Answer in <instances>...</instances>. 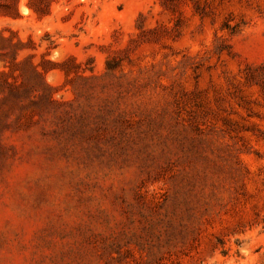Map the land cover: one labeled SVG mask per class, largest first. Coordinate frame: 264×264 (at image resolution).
<instances>
[{"label": "rangeland", "instance_id": "1", "mask_svg": "<svg viewBox=\"0 0 264 264\" xmlns=\"http://www.w3.org/2000/svg\"><path fill=\"white\" fill-rule=\"evenodd\" d=\"M30 64L0 264H264V0H0V73Z\"/></svg>", "mask_w": 264, "mask_h": 264}, {"label": "trees", "instance_id": "2", "mask_svg": "<svg viewBox=\"0 0 264 264\" xmlns=\"http://www.w3.org/2000/svg\"><path fill=\"white\" fill-rule=\"evenodd\" d=\"M44 1V0H43ZM32 7V6H30ZM37 11V10H36ZM1 15L9 16L8 13H3ZM3 42H8L7 39L3 38L1 39ZM21 44V42L19 43ZM10 48L15 47L16 45H10ZM17 54H15L16 56ZM4 58H7L8 56L3 55ZM14 59V58H13ZM20 63H13L10 68L13 69L16 66H19ZM7 67V66H6ZM31 69V84L30 87H27V85L22 84L20 86L11 84L5 77L9 76V73L2 72L0 73V102L5 105V109L0 111L1 116L4 118L10 117L13 113H15L16 108H20V103L22 100H24V97L22 95H28V94H34L37 93L39 95L44 96V98L48 101H50V98H52V88L46 84L44 80L43 73L38 69V66L34 64L29 65ZM48 101V102H49ZM2 120V118L0 119Z\"/></svg>", "mask_w": 264, "mask_h": 264}, {"label": "bare ground", "instance_id": "3", "mask_svg": "<svg viewBox=\"0 0 264 264\" xmlns=\"http://www.w3.org/2000/svg\"><path fill=\"white\" fill-rule=\"evenodd\" d=\"M25 11V9H23Z\"/></svg>", "mask_w": 264, "mask_h": 264}]
</instances>
